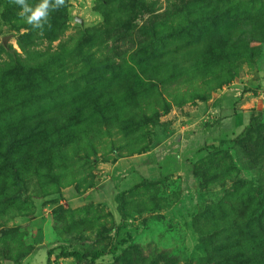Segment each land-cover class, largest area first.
<instances>
[{
  "label": "rangeland",
  "instance_id": "obj_1",
  "mask_svg": "<svg viewBox=\"0 0 264 264\" xmlns=\"http://www.w3.org/2000/svg\"><path fill=\"white\" fill-rule=\"evenodd\" d=\"M20 10L0 0V264H264V0ZM118 160L157 181L88 199Z\"/></svg>",
  "mask_w": 264,
  "mask_h": 264
},
{
  "label": "crops",
  "instance_id": "obj_2",
  "mask_svg": "<svg viewBox=\"0 0 264 264\" xmlns=\"http://www.w3.org/2000/svg\"><path fill=\"white\" fill-rule=\"evenodd\" d=\"M242 90V88H241ZM249 94L250 92L243 93L241 96L242 98L239 99L237 104H234L235 101H233V104H231V110H229L227 114V119L226 121L229 124V129L230 131H238L239 129L243 128L245 125L248 124V117H249V111L248 108L253 107V100L254 99L252 96L249 98H246L244 95ZM249 106V107H248ZM255 107V106H254ZM157 162V161H156ZM153 165V166H152ZM151 167H154V163H151V165L148 164V162H141V161H134V160H128V161H123V160H118L112 164H108L106 168H103L102 166H98L97 169H100V173H102L103 176H106L105 178L107 180L105 181H99L96 182L95 180L93 181V184L89 188L88 192L90 193L87 197L88 199H96L98 202H103V200H100L102 197L103 193V184L106 183L107 181L113 182V190H115V181L113 180L115 176H120L122 172H127V174L130 175V179L133 178H139V176H143V173L140 172L142 170L143 172L149 171V169H152ZM158 167V164L156 166V169ZM158 171V169H157ZM157 174V172H156ZM144 177V176H143ZM110 182V183H111Z\"/></svg>",
  "mask_w": 264,
  "mask_h": 264
},
{
  "label": "clouds",
  "instance_id": "obj_3",
  "mask_svg": "<svg viewBox=\"0 0 264 264\" xmlns=\"http://www.w3.org/2000/svg\"><path fill=\"white\" fill-rule=\"evenodd\" d=\"M20 6V17L34 29L43 31L49 23L50 11L58 10L64 6L65 0H39L35 5H30L27 0H11Z\"/></svg>",
  "mask_w": 264,
  "mask_h": 264
},
{
  "label": "trees",
  "instance_id": "obj_4",
  "mask_svg": "<svg viewBox=\"0 0 264 264\" xmlns=\"http://www.w3.org/2000/svg\"><path fill=\"white\" fill-rule=\"evenodd\" d=\"M250 123V122H249ZM248 123V124H249ZM248 124L246 125V126H248ZM245 126V127H246ZM244 127V128H245ZM1 144H0V151H1ZM160 168V169H159ZM158 169L161 171L162 170V167H161V164H158ZM167 169V167L165 168V170ZM159 171V172H160ZM161 175V174H160ZM158 176H159V174H158ZM139 180H140V184H148V183H152V182H155V181H157V179L156 180H154V181H150L149 179H147V178H145V177H143V176H139ZM264 205V204H263ZM59 255H61V256H63V257H71V258H74L76 261H78V260H80V259H83V258H89V260L90 261H94L98 256H100V254L99 253H97V252H94V253H92V254H90V253H88V252H84V253H82L81 255H79V254H77V253H75V252H64L63 250H61L60 251V254ZM46 256H47V259H48V252L46 253Z\"/></svg>",
  "mask_w": 264,
  "mask_h": 264
},
{
  "label": "water",
  "instance_id": "obj_5",
  "mask_svg": "<svg viewBox=\"0 0 264 264\" xmlns=\"http://www.w3.org/2000/svg\"><path fill=\"white\" fill-rule=\"evenodd\" d=\"M73 21H74V22H77L80 26L83 25L82 20H81L80 18H78V17H74V18H73ZM7 40H8L7 37H3V38H1V41H0V42H1L3 45H5L6 42H7Z\"/></svg>",
  "mask_w": 264,
  "mask_h": 264
}]
</instances>
